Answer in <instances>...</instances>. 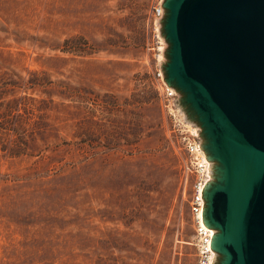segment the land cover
<instances>
[{
	"label": "rangeland",
	"instance_id": "374dc122",
	"mask_svg": "<svg viewBox=\"0 0 264 264\" xmlns=\"http://www.w3.org/2000/svg\"><path fill=\"white\" fill-rule=\"evenodd\" d=\"M157 1L0 0V264L197 263Z\"/></svg>",
	"mask_w": 264,
	"mask_h": 264
},
{
	"label": "water",
	"instance_id": "95a60500",
	"mask_svg": "<svg viewBox=\"0 0 264 264\" xmlns=\"http://www.w3.org/2000/svg\"><path fill=\"white\" fill-rule=\"evenodd\" d=\"M162 7L165 81L182 95L215 163L203 198L217 264H264V0Z\"/></svg>",
	"mask_w": 264,
	"mask_h": 264
},
{
	"label": "built area",
	"instance_id": "2783aa9c",
	"mask_svg": "<svg viewBox=\"0 0 264 264\" xmlns=\"http://www.w3.org/2000/svg\"><path fill=\"white\" fill-rule=\"evenodd\" d=\"M162 2L163 0H158L152 6L150 13L157 56L163 47L161 45H164L159 32V22L164 12ZM153 78L161 106L167 109L169 115L174 117L172 110L174 100L177 97L176 90L167 84L161 68L154 70ZM196 135V133H191L183 138V148L186 153L183 161L184 184H188L189 188L188 207L196 235V264H213L216 258V253L211 247L214 230L204 223L205 201L203 198L205 187L212 179V162L207 158Z\"/></svg>",
	"mask_w": 264,
	"mask_h": 264
},
{
	"label": "bare ground",
	"instance_id": "6f19581e",
	"mask_svg": "<svg viewBox=\"0 0 264 264\" xmlns=\"http://www.w3.org/2000/svg\"><path fill=\"white\" fill-rule=\"evenodd\" d=\"M161 48V47H160Z\"/></svg>",
	"mask_w": 264,
	"mask_h": 264
}]
</instances>
